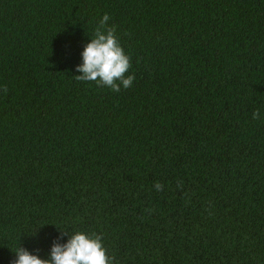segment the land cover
Here are the masks:
<instances>
[{
	"label": "trees",
	"instance_id": "obj_1",
	"mask_svg": "<svg viewBox=\"0 0 264 264\" xmlns=\"http://www.w3.org/2000/svg\"><path fill=\"white\" fill-rule=\"evenodd\" d=\"M105 13L118 93L75 78ZM75 232L114 264H264V0H0V264Z\"/></svg>",
	"mask_w": 264,
	"mask_h": 264
},
{
	"label": "clouds",
	"instance_id": "obj_2",
	"mask_svg": "<svg viewBox=\"0 0 264 264\" xmlns=\"http://www.w3.org/2000/svg\"><path fill=\"white\" fill-rule=\"evenodd\" d=\"M109 19L107 13L100 19L94 37L82 52L83 63L76 68L81 74L75 78L78 81H95L98 86L118 93L121 86L124 89L131 87L135 77L125 76L131 67L130 59L118 43L115 27L108 26ZM4 91H7L6 87ZM252 118L260 119L259 110L253 112ZM154 187L157 191L163 190L159 182ZM62 234H67V231H62ZM14 252L17 258L12 264H114V257L106 254L102 237L95 233L75 232L64 244L54 242L49 259H41L23 247H18Z\"/></svg>",
	"mask_w": 264,
	"mask_h": 264
}]
</instances>
